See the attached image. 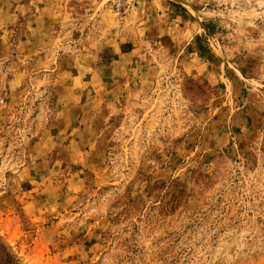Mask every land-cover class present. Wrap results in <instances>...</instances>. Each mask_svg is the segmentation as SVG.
Segmentation results:
<instances>
[{"label":"rangeland","instance_id":"rangeland-1","mask_svg":"<svg viewBox=\"0 0 264 264\" xmlns=\"http://www.w3.org/2000/svg\"><path fill=\"white\" fill-rule=\"evenodd\" d=\"M0 237L264 264V0H0Z\"/></svg>","mask_w":264,"mask_h":264},{"label":"trees","instance_id":"trees-1","mask_svg":"<svg viewBox=\"0 0 264 264\" xmlns=\"http://www.w3.org/2000/svg\"><path fill=\"white\" fill-rule=\"evenodd\" d=\"M0 264H16L8 245L0 237Z\"/></svg>","mask_w":264,"mask_h":264}]
</instances>
